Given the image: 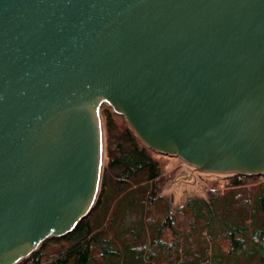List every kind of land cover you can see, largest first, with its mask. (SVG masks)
Listing matches in <instances>:
<instances>
[{
  "label": "water",
  "instance_id": "1",
  "mask_svg": "<svg viewBox=\"0 0 264 264\" xmlns=\"http://www.w3.org/2000/svg\"><path fill=\"white\" fill-rule=\"evenodd\" d=\"M103 103L156 153L264 175V0H0V264L95 207Z\"/></svg>",
  "mask_w": 264,
  "mask_h": 264
},
{
  "label": "trees",
  "instance_id": "2",
  "mask_svg": "<svg viewBox=\"0 0 264 264\" xmlns=\"http://www.w3.org/2000/svg\"><path fill=\"white\" fill-rule=\"evenodd\" d=\"M102 115L107 163L95 207L18 264H264V177H228L172 212L157 153L111 107Z\"/></svg>",
  "mask_w": 264,
  "mask_h": 264
},
{
  "label": "rangeland",
  "instance_id": "3",
  "mask_svg": "<svg viewBox=\"0 0 264 264\" xmlns=\"http://www.w3.org/2000/svg\"><path fill=\"white\" fill-rule=\"evenodd\" d=\"M103 105H106V103H103ZM102 106H100L99 112L101 116V123H102L103 135H104V160H103L102 173H101L102 177L100 179V184H102L103 173L107 163L106 160L107 138H106L105 121L102 115ZM129 125L132 128V125L131 124ZM155 157L159 161L163 169V172L167 175L166 176L167 183L165 187L162 189L161 194L166 198V200L170 204V208L172 212H175L176 210L181 208L190 199H194V198L208 199V192L212 189L214 183L218 182L219 188L223 189L225 187L227 178L236 175V174H232V175L209 174L208 172L198 170L197 167L193 165L183 163L179 157H172L159 153H157ZM256 177H259V175H257ZM260 177L262 179L264 175H260ZM61 237H57L56 235H51L47 237L45 241L49 239H55ZM39 248L37 250H39ZM57 248H59V245L49 246L48 252L51 254ZM239 264H259V262L256 260L250 261L247 259H241Z\"/></svg>",
  "mask_w": 264,
  "mask_h": 264
}]
</instances>
